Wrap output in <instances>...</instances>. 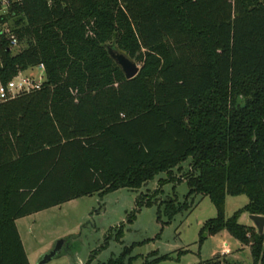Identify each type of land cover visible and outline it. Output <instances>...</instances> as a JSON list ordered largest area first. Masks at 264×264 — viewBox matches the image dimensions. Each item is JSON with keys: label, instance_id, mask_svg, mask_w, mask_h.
<instances>
[{"label": "trees", "instance_id": "1", "mask_svg": "<svg viewBox=\"0 0 264 264\" xmlns=\"http://www.w3.org/2000/svg\"><path fill=\"white\" fill-rule=\"evenodd\" d=\"M10 14L27 47L0 52V84L41 65L46 80L0 103V264H30L17 220L162 174L216 207L201 242L227 231L264 264V234L239 223L264 217V0H21ZM229 196L249 201L227 219ZM176 201L159 204L169 222L189 208Z\"/></svg>", "mask_w": 264, "mask_h": 264}, {"label": "rangeland", "instance_id": "2", "mask_svg": "<svg viewBox=\"0 0 264 264\" xmlns=\"http://www.w3.org/2000/svg\"><path fill=\"white\" fill-rule=\"evenodd\" d=\"M26 47L22 43L15 54ZM30 72L45 77L40 68ZM183 167L182 173L174 174L177 181L183 178L189 164ZM161 180L169 177L162 174L140 190L95 194L20 221L18 227L30 264H102L120 257L126 248H132L131 255L136 258L133 264L162 257L167 258L159 264H254L250 247L227 231L207 236L201 242L205 223L218 216L216 207L208 197H188L185 181H169L160 186ZM143 197L152 199L153 205L138 207ZM170 198L177 200L176 206H189L171 222L166 205H159ZM248 201L246 196L227 197L225 217H233ZM239 223L250 225V215H241ZM48 257L50 260L45 262Z\"/></svg>", "mask_w": 264, "mask_h": 264}, {"label": "built area", "instance_id": "3", "mask_svg": "<svg viewBox=\"0 0 264 264\" xmlns=\"http://www.w3.org/2000/svg\"><path fill=\"white\" fill-rule=\"evenodd\" d=\"M48 3L51 5L52 0H48ZM20 4L21 0H0V52L6 50L15 54L21 46L20 40L14 30V20L13 18H9L11 10ZM38 68L42 69L45 75L44 66L41 65ZM30 71H33V69L20 73L6 85L0 84V103L41 89L46 80V75L45 77H36Z\"/></svg>", "mask_w": 264, "mask_h": 264}, {"label": "water", "instance_id": "4", "mask_svg": "<svg viewBox=\"0 0 264 264\" xmlns=\"http://www.w3.org/2000/svg\"><path fill=\"white\" fill-rule=\"evenodd\" d=\"M109 56L115 62V64L123 72L127 80H132L136 78L140 72V67L135 60H133L125 52L118 49L114 44L106 45ZM250 219L254 223V226L257 228L260 235L264 234V217L261 216H250ZM50 258L48 257L47 261Z\"/></svg>", "mask_w": 264, "mask_h": 264}, {"label": "crops", "instance_id": "5", "mask_svg": "<svg viewBox=\"0 0 264 264\" xmlns=\"http://www.w3.org/2000/svg\"><path fill=\"white\" fill-rule=\"evenodd\" d=\"M35 215V214H34ZM31 216H33V215H31ZM31 216H29V217H31ZM27 218V217H26ZM26 218H22V219H19V220H17V222H16V225H17V228H18V231H19V234H20V236H21V233H20V230H19V227H18V224H19V222L20 221H22V220H24V219H26ZM246 226H251V227H253L254 226V223L252 222L250 225L249 224H245ZM21 239H22V242H23V245H24V248H25V251H26V247H25V243H24V240H23V238H22V236H21ZM26 253H27V251H26ZM227 253V252H226ZM28 256V255H27ZM29 259V258H28ZM30 262V261H29Z\"/></svg>", "mask_w": 264, "mask_h": 264}]
</instances>
